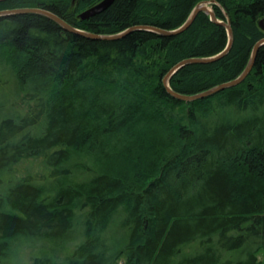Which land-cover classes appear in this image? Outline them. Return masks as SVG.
<instances>
[{
	"label": "trees",
	"instance_id": "obj_1",
	"mask_svg": "<svg viewBox=\"0 0 264 264\" xmlns=\"http://www.w3.org/2000/svg\"><path fill=\"white\" fill-rule=\"evenodd\" d=\"M0 0L116 35L175 30L203 1ZM231 49L180 67L197 95L240 76L264 0H214ZM226 26L92 39L37 13L0 16V264H264V44L238 85L193 101L164 77L213 57ZM31 163L26 173L17 168Z\"/></svg>",
	"mask_w": 264,
	"mask_h": 264
},
{
	"label": "water",
	"instance_id": "obj_2",
	"mask_svg": "<svg viewBox=\"0 0 264 264\" xmlns=\"http://www.w3.org/2000/svg\"><path fill=\"white\" fill-rule=\"evenodd\" d=\"M114 1L115 0H101L99 3L95 4L94 6L90 7L89 9H87L83 13H81L80 16H81V18H88L90 16H94L96 14H99V13L103 12L104 10H106ZM75 2H76V0H73V3H75ZM208 3H215V1L214 0H212L210 2L203 1L199 4H197V6L193 9L192 13L190 14L189 18L187 19V21L181 27H179L178 29H175V30H164V29L153 27V26L139 25V26H133V27L125 30L122 33H119L116 35H108V36L98 35V34H94V33H90V32L78 29V28L72 26L71 24L67 23L65 20H63L58 15H56V14H54L48 10L41 9V8H25V9L5 10V11H0V16L17 14V13H20V14H22V13H37V14L45 15V16L53 19L61 27H63L65 30L72 32V33L80 34L82 36L92 38V39H116V38L122 37L123 35H126V34L132 32V31H137V30H149V31L157 32V33L164 35V36L174 35V34H177V33H180V32H183L184 30H186L193 23L197 14L200 11H204L211 16V19L214 22H217V23H220V24L226 26V28L228 30V34H229V42H228L227 47L225 48V50L223 52H221L220 54L213 56V57L184 60V61L180 62L179 64H177L175 67H173V69L163 79L164 84L167 88V91L173 97L180 99V100H184V101H193V100H196L199 98L214 95L217 92H219L225 88L233 87V86L240 84L247 77L249 72L251 71L259 47L264 44V39H262L261 41H259L255 45L252 56H251V60L248 64V66L246 67L244 72L240 76H238L236 79L231 80V81L226 82V83H223L221 85H218L214 88H211V89H209L205 92H202L200 94H197V95L188 96V95H182L180 93L175 92L170 87L169 80L172 77V75L180 67H182L185 64L192 63V62H210V61L218 60V59L222 58L223 56H225L229 52V50L231 49V45H232V41H233V31H232V28L230 25V21H228V22L220 21L215 16L213 9L209 7ZM261 26H264L263 21H261Z\"/></svg>",
	"mask_w": 264,
	"mask_h": 264
},
{
	"label": "rangeland",
	"instance_id": "obj_3",
	"mask_svg": "<svg viewBox=\"0 0 264 264\" xmlns=\"http://www.w3.org/2000/svg\"><path fill=\"white\" fill-rule=\"evenodd\" d=\"M199 3H201V2H199ZM208 5H209V7L210 8H212V6L208 3ZM31 163H29V162H25V163H23V164H21L18 168H17V170H18V173H26L27 172V168H28V166L30 165Z\"/></svg>",
	"mask_w": 264,
	"mask_h": 264
}]
</instances>
